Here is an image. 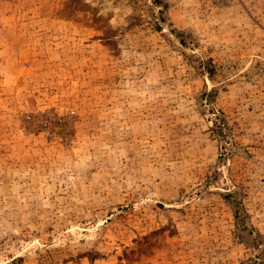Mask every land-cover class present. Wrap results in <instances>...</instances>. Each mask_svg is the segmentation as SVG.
Returning a JSON list of instances; mask_svg holds the SVG:
<instances>
[{"label":"rangeland","instance_id":"1","mask_svg":"<svg viewBox=\"0 0 264 264\" xmlns=\"http://www.w3.org/2000/svg\"><path fill=\"white\" fill-rule=\"evenodd\" d=\"M0 264H264V0H0Z\"/></svg>","mask_w":264,"mask_h":264}]
</instances>
